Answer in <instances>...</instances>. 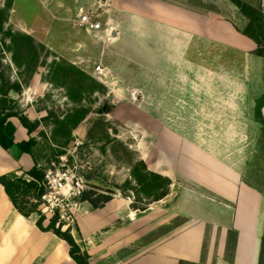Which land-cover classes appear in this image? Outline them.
I'll return each mask as SVG.
<instances>
[{
  "label": "crops",
  "instance_id": "crops-1",
  "mask_svg": "<svg viewBox=\"0 0 264 264\" xmlns=\"http://www.w3.org/2000/svg\"><path fill=\"white\" fill-rule=\"evenodd\" d=\"M212 1V6L210 0L123 3L129 17L138 16L144 25L150 19L155 21L158 30L153 35L145 31V41L156 40L161 51L167 52L160 58L169 60L171 92L177 91L181 69L188 81L187 92L200 91L204 95V99L195 102L208 107H231L241 115L237 119L232 117L230 121L238 129L228 134L225 129L194 130V137L170 126L165 137L169 139V149L160 150L161 159L168 160V164H155L153 169L170 179L169 192L149 202L145 209L135 207L123 197L111 198L97 208L82 203L75 213L76 229L72 234L88 252L90 264H261L264 187L252 176L264 172V113L260 117L257 111L260 107L264 112V80L262 85L257 80L258 73L264 77V57L256 54L255 41L242 33L249 20L238 7L229 0ZM257 2L259 6H253L264 12V0ZM198 42L203 48L216 51L203 49L196 53ZM195 53L197 57L202 53V58L214 60L213 65L204 64V72L200 73L213 75L206 86L194 83ZM182 57L191 59L185 68L177 61ZM34 79L36 83L26 89V115L31 120L46 115V110L35 111L33 104L29 105L32 94L42 96L48 88L36 76ZM169 101L171 105L177 104L172 94ZM249 108H253L251 116ZM223 118L217 114L209 120L221 124L226 122ZM11 121L16 126L15 143L30 138L38 143L36 131L30 133L17 118ZM36 145L32 153L23 152L17 145L9 149L0 145V175L27 177L26 171L37 164ZM31 217L25 218L18 212L0 184V251L8 249L12 257L34 236L39 241L35 246L38 258L27 256L21 264H76L65 248L66 242L52 232L41 231ZM47 237L53 242H44Z\"/></svg>",
  "mask_w": 264,
  "mask_h": 264
},
{
  "label": "rangeland",
  "instance_id": "rangeland-1",
  "mask_svg": "<svg viewBox=\"0 0 264 264\" xmlns=\"http://www.w3.org/2000/svg\"><path fill=\"white\" fill-rule=\"evenodd\" d=\"M126 1L0 0V117L3 112L14 113L17 116L11 118L17 119L27 116L26 89L36 83L33 77L48 86L42 96L32 94L29 103L35 111L46 110L44 117L30 119L39 137L34 150L37 164L45 169L64 165L77 177L116 191L113 194L86 186L76 198L80 207L82 203L102 204L114 197L145 207L160 195L166 183L153 169L155 164H168L160 152L169 149V139L165 137L170 126L194 137V130L225 129L228 134L238 129L230 120L241 113L233 112L231 107H208L195 102L204 95L200 91L187 92L188 81L181 69L177 91L169 90V60L160 58L167 52L161 51L158 41H145V31L153 35L158 30L155 21L146 20L144 25L138 16L129 17L124 10L127 6H123ZM246 1L259 6L257 0ZM91 10L100 14L103 32L94 33L78 25L79 15ZM203 49L215 50L203 48L200 42L195 44L196 53ZM196 53L194 83L206 86L213 75L200 73L204 72V64L213 65L214 60L202 58V53L197 57ZM190 60L182 57L177 61L185 68ZM97 65L105 69L106 75L96 71ZM257 80L260 84L264 77L258 73ZM171 94L176 105L169 101ZM249 109L251 116L253 108ZM262 109L257 110L260 117ZM210 114H220L226 122L216 124L209 120ZM262 148L264 152V141ZM253 178L264 187V172L253 174ZM39 208L48 218L58 215L57 226L61 224L63 230L76 229L75 214L63 212L61 216L59 209L48 202H42ZM31 218L36 222L39 215L35 213ZM43 241L53 242L50 237ZM37 243L33 236L12 257L8 249L0 251V264H21L30 255L38 258ZM65 248L69 251L67 243Z\"/></svg>",
  "mask_w": 264,
  "mask_h": 264
},
{
  "label": "trees",
  "instance_id": "trees-1",
  "mask_svg": "<svg viewBox=\"0 0 264 264\" xmlns=\"http://www.w3.org/2000/svg\"><path fill=\"white\" fill-rule=\"evenodd\" d=\"M238 7L240 12L248 18V24L242 30V33L253 39L257 45L256 54L264 57V12L254 7L246 0H230ZM17 116L14 113L3 112L0 117V145L4 149H9L13 145H17L23 152L32 153V148L36 145L35 138H30L28 141L15 143L16 126L11 121V117ZM20 122L31 133L35 129V124L27 116H18ZM146 170L148 171L147 167ZM150 171V170H149ZM27 177L12 176L10 174L0 175V184L9 198L11 204L25 218H29L37 213L39 218L36 221L37 227L41 231H49L64 240L69 246V255L76 264H90V256L88 252L79 245L72 234L71 228L63 230L58 222V215L48 218L39 208V205L44 202L43 195L47 193V187L44 184L45 168L35 164L31 169L26 171ZM157 177L166 183V189L158 195L154 200L161 199L169 192L171 183L168 177L157 174ZM86 191V190H85ZM84 198V197H83ZM84 200L90 201L89 197ZM109 199H105L102 204L92 205L94 208L102 207ZM92 202V201H91ZM151 202V201H150ZM146 207V206H145ZM145 207H140L145 209ZM47 222V223H46Z\"/></svg>",
  "mask_w": 264,
  "mask_h": 264
},
{
  "label": "built area",
  "instance_id": "built-area-1",
  "mask_svg": "<svg viewBox=\"0 0 264 264\" xmlns=\"http://www.w3.org/2000/svg\"><path fill=\"white\" fill-rule=\"evenodd\" d=\"M98 17H100V14L94 10L82 12L77 23L89 31L101 30L102 22ZM106 33H108V30ZM96 71L106 75L105 69L101 65L96 66ZM61 159L64 158L61 157ZM70 170L65 169L64 165L56 169H45L44 184L47 187V193L42 198L44 203L48 202L51 206L59 209L61 216H64L63 212L75 214L80 209V203L76 198L86 187L83 178L77 177Z\"/></svg>",
  "mask_w": 264,
  "mask_h": 264
},
{
  "label": "water",
  "instance_id": "water-1",
  "mask_svg": "<svg viewBox=\"0 0 264 264\" xmlns=\"http://www.w3.org/2000/svg\"><path fill=\"white\" fill-rule=\"evenodd\" d=\"M101 1L104 2L105 0H101ZM111 35H112V34H111ZM109 37H110V36H109ZM83 182H84V184H85L86 186H88V187L102 189V190H104V191H106V192H110V193H113V194L116 193L115 190H113V189H111V188L104 187V186L98 184L97 182H90V181H85V180H84Z\"/></svg>",
  "mask_w": 264,
  "mask_h": 264
}]
</instances>
